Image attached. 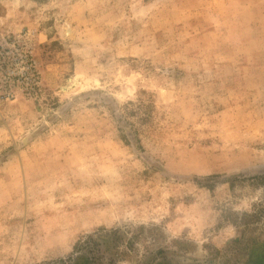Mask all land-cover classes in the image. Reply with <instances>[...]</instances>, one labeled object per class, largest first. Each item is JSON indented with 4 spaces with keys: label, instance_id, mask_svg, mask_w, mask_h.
Segmentation results:
<instances>
[{
    "label": "rangeland",
    "instance_id": "obj_1",
    "mask_svg": "<svg viewBox=\"0 0 264 264\" xmlns=\"http://www.w3.org/2000/svg\"><path fill=\"white\" fill-rule=\"evenodd\" d=\"M0 264H264V0H0Z\"/></svg>",
    "mask_w": 264,
    "mask_h": 264
}]
</instances>
